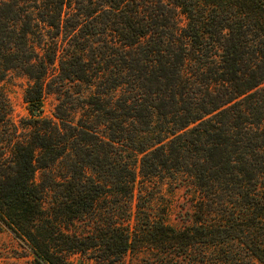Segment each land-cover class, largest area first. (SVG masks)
I'll use <instances>...</instances> for the list:
<instances>
[{"label":"trees","instance_id":"obj_1","mask_svg":"<svg viewBox=\"0 0 264 264\" xmlns=\"http://www.w3.org/2000/svg\"><path fill=\"white\" fill-rule=\"evenodd\" d=\"M0 68L37 107L50 78L92 92L5 146L0 221L37 264H264V0H0ZM173 171L183 228L136 202L138 172Z\"/></svg>","mask_w":264,"mask_h":264},{"label":"rangeland","instance_id":"obj_2","mask_svg":"<svg viewBox=\"0 0 264 264\" xmlns=\"http://www.w3.org/2000/svg\"><path fill=\"white\" fill-rule=\"evenodd\" d=\"M180 21L184 24V18ZM41 106L32 105L26 101V90L30 84L29 78L20 70L5 72L0 68V114H6V123L0 129V167L2 158L6 157V144L11 140L28 141L31 138L32 123L39 119H52L59 107L63 112L70 109L68 93L84 90L87 98L92 92L87 86L74 87L65 83L63 78L49 79ZM94 92V90H93ZM78 110L82 102L75 103ZM75 106V107H76ZM83 113V111H81ZM79 113V114H81ZM1 120V117H0ZM67 160L64 159L55 170H38L35 178L38 182L53 186L51 180L68 176ZM2 168H0V173ZM4 170V168H3ZM195 178L190 173L173 171L162 176L143 178L138 172L135 196L147 202L152 212L164 216L169 225L183 228L187 224V212L191 208V198L195 195ZM55 193L50 201H54ZM144 256L135 257V264H146ZM76 264H86L81 255L73 257ZM0 264H37L35 252L30 243L19 237L7 225L0 221ZM127 264H132V257L127 258Z\"/></svg>","mask_w":264,"mask_h":264}]
</instances>
